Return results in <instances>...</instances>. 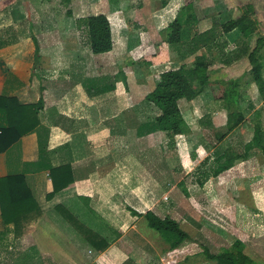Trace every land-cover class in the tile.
Returning a JSON list of instances; mask_svg holds the SVG:
<instances>
[{"label": "crops", "instance_id": "crops-1", "mask_svg": "<svg viewBox=\"0 0 264 264\" xmlns=\"http://www.w3.org/2000/svg\"><path fill=\"white\" fill-rule=\"evenodd\" d=\"M52 1L59 0H0V131L8 127L7 115L12 114L14 119L23 120L20 130L24 132L0 151V180L23 177L40 210L39 215L28 214L18 226L5 223L0 211V264H137L119 244L129 233L116 222L143 218L131 216L128 210L119 215L117 208L133 205L130 208L138 213L152 211L158 215L154 207L147 205H154L159 196L164 199L159 184L164 183V170L189 172L196 156L206 151L201 146L196 149L193 140L205 126L199 123L196 130L194 120L185 117L181 109L199 101L201 93L192 101H179L189 132L169 146L164 132L147 130L148 109H156L144 100L150 91H145L143 97L134 96L147 85L143 82L132 86L127 73L120 71L118 79H125V84L113 82L111 91V51L92 54L83 27L76 26L77 19L105 13L113 39L117 30L112 20L116 16L121 19L124 12L118 6L125 1L130 4V0H64L67 6L63 14L58 10L63 5L54 6ZM132 2L138 4L130 9L132 20L157 28L164 40L167 25L183 9L191 7L194 17L185 28L200 33L211 27L213 18L225 22L235 17L240 3ZM246 2L253 6L264 32V4L259 0ZM150 35L148 32L146 37ZM224 39L225 52H232L238 31L228 33ZM244 60L222 66L229 72ZM253 100L256 107L261 105L258 97ZM39 101L42 105L37 112L19 111L16 106H32ZM245 137L243 144L250 141L252 133ZM257 153L264 157L253 150L248 160L237 162L228 171L234 167L243 171L249 162L255 164ZM226 175L225 171L214 179L224 182ZM53 185L58 187L56 192ZM133 225L130 233L136 230Z\"/></svg>", "mask_w": 264, "mask_h": 264}, {"label": "rangeland", "instance_id": "rangeland-1", "mask_svg": "<svg viewBox=\"0 0 264 264\" xmlns=\"http://www.w3.org/2000/svg\"><path fill=\"white\" fill-rule=\"evenodd\" d=\"M132 1L130 0V4H127V1L121 2L118 6L119 10H124L121 19L116 16L112 20L117 34L113 38L111 51V79L117 77V80H111V82H123L121 79L119 81L118 78L121 75L118 72H126L127 80L132 86L143 82L147 85V88H143L140 93L135 91V97L139 94L143 97L145 91L149 92L154 88L153 83L160 73L177 69L181 64H189L194 56L188 57L185 54L190 36L186 31L181 36L182 42L177 46H171L163 39L164 36L161 38L162 34L157 33V28L139 25L132 20L130 9L138 6ZM259 1L264 4V0ZM239 2L237 9L243 5V0ZM51 3L54 6L58 5L56 3H61L63 6L58 5L61 7L58 10L64 13L63 7L67 6L64 0ZM62 14L58 13V16ZM253 18L257 20L255 15ZM261 19L264 21V17ZM119 20L124 25H121ZM120 29L122 32H119ZM148 32H151V35L147 38ZM261 32L263 31L259 26L258 33L261 34ZM253 43L252 40L249 42L250 47ZM216 54L215 51L210 53L212 62L209 71L212 73V78L224 79L227 76L229 79L237 80L238 87H241L243 91L242 93L239 89L242 98L238 109L244 120L220 143L215 142L209 127H202L197 139L192 137L196 140V149L201 146L206 151L196 156L189 172H183L181 169L178 172L164 170V183H159L163 187L164 199L162 200V196H159L154 205H147L148 208L154 207V211L159 216H170L176 220L180 228L191 237V241L184 242L175 252H163L167 245L155 231L145 226L143 219L128 218L126 222L125 219L124 222H116L121 227H126L125 230L129 233L119 244L124 248L123 250L129 252L128 256L134 263L215 264L204 257L202 247L216 254L222 248L229 247L235 240H240L245 254L255 262L264 264V157L257 153L256 163L249 162L243 171L236 170L235 167L234 170H230L231 172L227 170L228 175L224 182L214 177L206 181L204 179L205 173H212L216 168L214 161L218 155L231 148L239 151L243 135L250 137L255 128H259L264 134V104L252 80L248 60L242 61V65L226 72V68H223ZM260 55L264 82V50ZM247 84H250L248 88L245 87ZM200 93V100L194 102L190 108L181 106L184 116L194 120L193 127H196V130L200 126L201 119L209 121L213 128L225 125L227 111L222 102L214 100L212 88L207 87ZM255 96L261 101V105L257 107L253 100ZM148 110L150 121L157 114V110L152 108ZM166 165L169 167V164ZM200 181L203 184L200 185ZM183 189L187 191L186 195ZM131 206L124 205V209L118 207V214L121 215ZM125 215L128 216V214ZM129 224H134L136 230L130 233L129 228L132 225L129 226Z\"/></svg>", "mask_w": 264, "mask_h": 264}, {"label": "trees", "instance_id": "trees-1", "mask_svg": "<svg viewBox=\"0 0 264 264\" xmlns=\"http://www.w3.org/2000/svg\"><path fill=\"white\" fill-rule=\"evenodd\" d=\"M242 3V2H241ZM162 4H165L163 1ZM191 7L183 9L179 15L166 28V43L177 46L182 42L184 31L189 33V42L186 56H194L189 64H181L177 69L162 72L155 80V85L144 98L152 104L158 114L146 125L148 132H164L168 145L173 146L175 139L188 129L184 124L179 109V101H192L205 87L212 88L214 100L222 102L227 111L226 123L220 128L211 127L209 121L200 120V124L211 129L215 142H222L243 122V115L239 111V103L242 95L239 92L236 79L212 78L209 71L211 65L210 53L215 51L220 62L229 66L234 62L246 57L250 65L252 80L258 88L264 104V82L262 79L261 52L264 50V36L258 33L259 23L254 19V8L243 0V5L238 8V14L225 22L217 18L212 19L211 27L203 32L190 33L185 28L189 19L194 18ZM77 27H83L89 50L94 55L112 51L113 39L110 22L105 13H95L76 20ZM238 31L239 39L232 52H225L226 41L224 36L232 31ZM256 36V37H254ZM254 41L250 47L249 42ZM38 51V48H37ZM204 51V54L199 52ZM199 53V54H198ZM122 75V73H119ZM115 77L112 80H115ZM125 84V79L123 80ZM197 88V89H196ZM114 83H111V91ZM42 102L32 106L16 105L19 111L32 109L38 111ZM35 112V114H36ZM8 127L0 131V151H4L10 144L15 142L24 132L20 130L23 120L7 115ZM257 150L264 155V134L259 128L252 131V138L247 143H240L239 151L231 148L215 158L216 168L211 173H205V181L210 177H217L221 173L232 168L237 161H246L251 152ZM200 185L203 184L201 181ZM58 187L53 185V192ZM185 192V189H183ZM57 210H60L57 208ZM133 217H142L149 229L155 231L167 245L163 252H170L179 248L184 242L191 241V237L180 228L179 223L169 216L159 217L152 211L138 213L127 208ZM0 211L5 223H14L18 226L30 213L39 215L40 210L33 199L23 177L8 176L0 180ZM72 221V218L65 214ZM73 222V221H72ZM202 254L207 260L215 264H259L244 252V246L240 240H235L229 247L222 248L218 253H211L208 248L202 247Z\"/></svg>", "mask_w": 264, "mask_h": 264}]
</instances>
